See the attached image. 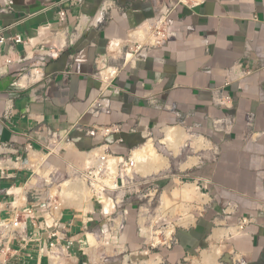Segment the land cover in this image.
Returning a JSON list of instances; mask_svg holds the SVG:
<instances>
[{
	"label": "crops",
	"instance_id": "1",
	"mask_svg": "<svg viewBox=\"0 0 264 264\" xmlns=\"http://www.w3.org/2000/svg\"><path fill=\"white\" fill-rule=\"evenodd\" d=\"M165 16L172 32L164 44L130 41L134 30ZM0 31L25 42L11 54L15 73L5 61L7 44L0 48V264L114 263L97 254L96 212L66 209L54 223L34 202L31 160L40 157L35 168L49 162L52 135L63 141L65 161L84 163L83 156L97 150L133 152L150 132L178 125L216 137L220 151L217 185L203 175L189 184L208 200L204 189L221 191L233 183L240 201L238 217L220 219L219 229L213 231L209 217L201 219L181 243L184 257L169 253V264L200 251V264H264V0H0ZM116 41L121 50L111 52ZM105 68L118 69L111 83L112 77L98 74ZM33 71L40 72L36 78ZM25 75L33 80L22 85ZM103 99L110 102L105 112L99 107ZM115 126L121 133L102 134ZM205 145L202 150L213 149L206 140ZM18 214L22 224L16 231L11 224ZM193 218L186 222L192 225ZM242 219L249 224L240 233ZM87 233L94 234V246ZM223 239L202 251L212 246L210 240ZM139 261L126 256L115 263Z\"/></svg>",
	"mask_w": 264,
	"mask_h": 264
},
{
	"label": "rangeland",
	"instance_id": "2",
	"mask_svg": "<svg viewBox=\"0 0 264 264\" xmlns=\"http://www.w3.org/2000/svg\"><path fill=\"white\" fill-rule=\"evenodd\" d=\"M159 28H162V31L166 30V28L162 26H160ZM159 28L155 29L153 27L150 34L155 33V31ZM130 41L139 42L140 46L156 45V43L144 44L145 42L143 43L140 40H133L131 38ZM178 127L184 129L188 135L204 137L206 141H208L209 143L211 142L210 145L213 149L198 151L196 149L195 142L192 141L189 142L188 147H186L182 151L180 156H171V152L167 149V146L162 143L163 140L166 139V133H164L163 131L166 127L162 130V133L157 132L158 134H156L150 132L147 138L139 145H137L135 149H140L145 146L150 140H153L158 152L170 160V166L168 169L148 177H142L140 175H133L134 177H131L125 175L122 170L124 169L122 167L124 164H122L121 167L117 170V175L112 174V172L109 173L106 169L102 168L100 171H98V173L103 176L102 177L101 175H96L97 169L95 167L86 169L84 163L81 162V159L78 163L65 161L63 152H65L66 150H63L58 155L49 158V162L44 163L42 165L43 167L36 168V174L30 185L35 186L38 189V197L34 196V202L40 204H48L51 203V201H53L54 199H60L62 201V198L58 193L59 188L62 187L65 182L70 180L84 182L86 180L87 186L91 191H95L97 189V185L101 186L102 188L105 187L103 191L104 194L108 197V199H111L114 202V209L112 210L114 214L107 218L101 213H110H107L105 211V204H103L102 200L99 199V196H94L92 200L94 204L93 213L96 212L95 217L97 218L99 226V229H97L98 231H100V233H98L99 246L96 248L100 250L97 254L107 257L109 260H114L113 264L118 263H115V260L124 261V257L126 256H130L138 260L140 259L139 262H142L143 264H153L152 261H159L160 264H169V258L167 255H169V253L176 255V251L180 252V254H177V256H180L182 254L184 257L185 249L183 248L181 243L182 241L185 242L186 238L191 235L193 228H196L201 224V219H203L204 217H209V219H212L211 221L214 222L213 231L215 229H219L221 228L219 224L220 219L225 217H238L239 211L235 209V205L239 204L238 202L240 200L239 197H236L239 193L234 191L238 188L235 189L233 183L226 184L225 189L223 188L221 189V191L216 190L217 186H215L213 190L208 188L204 189L203 193L208 195L209 197L208 200L205 197L208 203L206 202L207 204L203 205L198 201H193L190 203V201L187 202L185 199L181 200L172 197L173 191H175L178 186L179 187L177 189L181 188L182 183L189 184L194 183L197 180L200 181V177L202 175L208 177L207 179H209V182H211V184L217 185V178L220 174L219 170L222 172V167H219L218 169V162L221 160L220 151L215 148L217 147L215 139L216 137L203 135L199 131L189 129L183 125H178ZM66 148H71V146ZM106 149V154L117 158H124L125 161L130 162V159L132 157V150L125 153H119L115 150L113 151L110 148ZM191 157L199 158L198 165L193 168L183 170L181 168L182 164L188 162L189 158ZM228 171H232V169H229ZM92 172H94V175L93 177H91L90 181L88 176H90L89 173L92 174ZM232 175L233 174L231 173L230 176L232 177ZM108 176L109 178H107ZM113 178L115 181L117 179V182L119 180V184L115 182L117 185L116 189H113L109 186L110 182H114ZM209 186L211 185L209 184ZM226 194L228 196L224 197V195L226 196ZM166 196L169 197L168 201L170 203L168 202L167 205L164 206V198L166 199ZM62 204L59 209H61L62 207L64 210L73 209L77 210L81 214L90 211L89 209H87L86 205L85 207H82L84 209H79L78 206L64 207ZM185 206H191L192 208L191 210H186L189 209V207ZM142 211L146 212L145 214H143V216H141ZM158 211L160 212V214ZM188 211L189 214H192L196 218V221L188 227H182L181 225L177 226L178 223L182 219H184L185 213H188ZM169 223H171L172 225H169ZM159 225L163 227L160 230H156L154 227L157 228L159 227ZM173 226L175 227L172 228ZM166 227L169 229L167 232L170 231V234L175 229L174 233L172 234L171 240H169L170 237L166 235V238L168 239V241L165 242L166 244L163 243L156 245L157 243L153 241V236L157 234L159 235L157 237V240L163 241V234H160L159 232L163 231V229ZM109 232L111 233V240L106 242L105 235L106 233L109 234ZM212 234L213 233H211L210 238L212 237ZM211 241L212 246H208L207 248V246L205 245L202 251L210 252L212 251L214 246L224 243V239L220 242L210 240V242ZM201 254L202 252L200 251L199 253H197V256H194V258L190 259L191 261H185L184 259H182V264H200Z\"/></svg>",
	"mask_w": 264,
	"mask_h": 264
},
{
	"label": "bare ground",
	"instance_id": "3",
	"mask_svg": "<svg viewBox=\"0 0 264 264\" xmlns=\"http://www.w3.org/2000/svg\"><path fill=\"white\" fill-rule=\"evenodd\" d=\"M104 15H105V13L101 14V16H104ZM161 25H162V23H156V22L152 21V22L148 23L145 30L143 28L134 30L131 33V39L140 40L142 42H148V41L150 42L151 41V44H155L158 41V39L156 38V36L153 32H152L153 34H150V32L153 29V27L156 29V28H159ZM148 31H149V33H148ZM121 47H122L121 43L119 41H116L111 46V52H113V51L118 52L121 50ZM115 71L103 72L104 78L108 79L109 77L115 76ZM39 73H40L39 71H33L31 76L33 75V77L36 78V75L38 76ZM31 76L25 75L22 78L21 84L27 85L29 81L33 80V78ZM165 132H166V139L163 140L162 143L165 146H167V149L172 154H174L175 156L179 155L182 152V150L189 145V142H191V141L195 142L196 149L198 151L206 148V145H205L206 139L204 137L188 135L186 133V131L180 127H168L165 129ZM131 156L132 157L130 159V162H127L124 160V158L113 157L111 155L106 154L102 150H99V151L97 150L96 152H93L91 154H85L83 156V160H84V165H85L86 169H90L93 167H95L97 169L96 175H101L98 173V171H100L102 168L106 169L109 173L112 172V174H116V173H118L117 170L121 167L122 164H124L122 166L124 169H122V170H123V173L125 175L131 176V177H134L133 175H140L142 177H148V176L158 174L161 171L168 169L170 166L169 159L167 157H165L164 155H161L158 152L153 140H150L142 148L134 150L132 152ZM189 159H190V161L188 163H183V165H182L183 170H186V169L192 167L194 164L196 165L198 162L197 158H189ZM93 173L94 172H92V174ZM114 177H116V176H114ZM107 178H109V176ZM104 179H105V177H104ZM113 180H114V178H113ZM111 181H112V179H111ZM82 182L74 181V180L67 181L62 185V187L59 188V193L56 191L62 198V202H63L62 205L64 207L78 206L79 209H84L82 207H85V205H86L87 209H89L91 212H94V204H93L92 200H93L94 196L98 195L99 199L102 200L103 204H105V207H104L105 211L107 213H110V214H106V213H102V214L107 218L112 216L114 214V212H112V210L114 209V202L111 199H108V197L104 194L103 191H104L105 187L102 188L101 186L97 185V187H96L97 189L95 191H91L89 189V187L87 186L86 180L83 183ZM115 182H117V179H116V181L114 180V182H110V184H109V186L113 189L117 188V185ZM173 195L176 199H181V200L185 199L187 202L190 201V203L193 201H198V202L202 203V205H203L207 202L206 198L203 196V194L200 192L199 188L195 184H182L181 188L176 189L173 192ZM166 199H167V201H166ZM166 199L164 198V202H165L164 206L167 205V203L169 202L168 201L169 198L167 196H166ZM185 207H189V206H185ZM74 208H76V207H74ZM191 208L192 207L190 206L189 209H186V210H191ZM60 210L61 209L58 210V213L60 212ZM159 211H160V209H159ZM173 211H174V209H173ZM58 213H57V215H58ZM159 214H160V212H159ZM161 215H162V213H161ZM159 217H161V216H159ZM186 219H189L190 221H194V218L192 215L189 214V211H188V213H185L184 220L179 222L178 225L187 226L188 223L186 222ZM174 227H172V228H174ZM237 229H238V231H240V225L237 226ZM168 230L169 229L166 227L163 229V231L159 232L160 234H163V239H167L166 235H168V237H170L171 234L169 233L170 231L167 232ZM238 231L236 230V234H238ZM87 234L89 235V240L91 242V246L93 244L95 245L96 239L93 236L94 234L93 235L89 234V233H87ZM109 236H111L110 232H109ZM158 236L159 235L156 234L153 237H158ZM105 237H106V235H105ZM159 238H161V237H159ZM52 253H53V255L57 256L56 251H54Z\"/></svg>",
	"mask_w": 264,
	"mask_h": 264
},
{
	"label": "built area",
	"instance_id": "4",
	"mask_svg": "<svg viewBox=\"0 0 264 264\" xmlns=\"http://www.w3.org/2000/svg\"><path fill=\"white\" fill-rule=\"evenodd\" d=\"M74 3L76 4H82L84 3V0H74ZM172 10V9H171ZM60 17H61V20L64 21L65 18H66V12H61L60 13ZM156 23H162V27H165L166 30L162 31V28L158 29L155 31V36L156 38L158 39L157 43L155 46H158V45H161V44H164L169 38H170V35H171V32H172V26L170 25V21H169V16H165V17H162V18H159V19H156L154 20ZM99 26V25H98ZM154 31V30H153ZM7 44V45H6ZM3 45H6L8 46V52H9V55L5 56V61H6V64H7V68L11 71V73H15L13 72V67L15 66L14 64V59L11 57V54L15 52V47L17 45H25V42L22 38V36L18 35V36H15L14 38L12 39H8L7 36L5 35V32L4 31H0V48L3 46ZM129 54V53H128ZM132 54V53H131ZM109 68H105L103 70H99L98 74L100 75V77L103 79V72H105L106 70H108ZM115 76L116 77L118 75V69H115ZM9 71V72H10ZM114 77H112V79L109 81L111 83V81L114 79ZM105 82V81H104ZM108 82V80L106 81V83ZM110 105V102L109 100L107 99H103L101 100L100 104H99V107L101 108L102 112L106 111V109H108ZM121 133V126H115V127H112V128H108L106 129L102 134L105 136H110V135H113V134H119ZM123 140H120V143L122 142ZM63 141L60 140V137L57 135V134H54L51 136V139H50V143H49V147H48V153L45 155L47 157V160L49 161V158H51L52 156H56L58 155L63 149ZM66 144L70 145L71 142L69 140L66 141ZM53 145H57V152H54L51 148ZM33 150V147L30 145L26 148V152L29 154L30 151ZM29 157V156H28ZM44 157V156H43ZM40 159V157H35L33 156L32 160H31V167L34 171V173L36 174V161ZM90 176H88V178L90 179L91 181V177H93L94 174H91L89 173ZM119 184V180L117 182ZM30 191L33 192L34 196L35 197H38V189L35 187V186H32L30 188ZM40 204V203H39ZM61 204H62V201L59 199V200H53L51 201V203H48V204H40L41 207L45 208V210H47V216L50 218L49 220L51 222H54V223H57L59 220H60V217H58L57 213H58V210L59 208L61 207ZM39 207V208H41ZM63 207L61 208V215H62V211H63ZM21 216L18 214L16 215L15 217V220L14 222L11 224V226L17 231V230H20L21 229V222H20V219ZM249 224V220L248 219H242L241 223L239 224L240 225V233H242L244 230H245V227ZM14 235V234H13ZM12 235V237H14ZM55 235H53L54 237ZM5 251V250H3ZM9 250H7V252L5 254H9L8 252Z\"/></svg>",
	"mask_w": 264,
	"mask_h": 264
}]
</instances>
